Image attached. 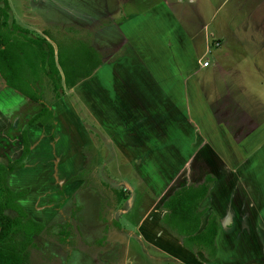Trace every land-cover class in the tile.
I'll return each instance as SVG.
<instances>
[{
    "label": "rangeland",
    "instance_id": "1",
    "mask_svg": "<svg viewBox=\"0 0 264 264\" xmlns=\"http://www.w3.org/2000/svg\"><path fill=\"white\" fill-rule=\"evenodd\" d=\"M9 10V19L32 36L47 32L59 40L80 38L102 58L75 92L50 102V92L44 90V102L56 104V120L64 122L65 133L88 145L79 170L65 176L61 186L53 175L58 162L43 157V167L24 169L18 178L24 186L20 189L27 191L23 210L45 227L33 237L31 264H264V0H10ZM178 28L182 37L196 39L195 52L210 61L202 85L209 80L212 91L220 88L216 83L229 81L232 87H225L229 95L224 98L240 117L235 121L248 122V112L254 125L224 129L232 138L218 136L214 143L224 158L208 165L182 161L191 171L180 176L175 152L184 138L168 133L172 117H164L172 109L168 104L160 111L138 109V100L130 95L140 74L148 89L181 90L182 81L169 83L171 71L187 67L180 64ZM206 37L210 49L205 55ZM224 71L231 75H222ZM37 106L24 103L20 114ZM186 130L198 152L200 130ZM3 134L10 138V132ZM11 136L10 154L0 155L17 159L22 145ZM203 174L215 177L202 207L216 213L221 224L219 263L202 255L187 257L159 224L162 202Z\"/></svg>",
    "mask_w": 264,
    "mask_h": 264
},
{
    "label": "trees",
    "instance_id": "2",
    "mask_svg": "<svg viewBox=\"0 0 264 264\" xmlns=\"http://www.w3.org/2000/svg\"><path fill=\"white\" fill-rule=\"evenodd\" d=\"M9 6L8 0H0V76L7 86L42 106L26 127L47 126L53 132V114L44 102V90H49L50 102L59 100L65 91L89 79L101 66L102 58L80 38L59 40L47 32L32 36L28 29L9 19ZM45 37L55 44L56 50ZM21 134L20 157L7 165L0 163V264H31L33 237L45 228L19 205L26 190L14 192L8 185L10 174L24 167L30 153L27 135L24 131ZM214 181L215 177L206 175L201 182L176 188L162 202L164 214L159 220L184 250L192 255L201 253L209 262L216 259L219 224L216 213L202 204L209 198ZM64 236L66 241L68 236Z\"/></svg>",
    "mask_w": 264,
    "mask_h": 264
},
{
    "label": "crops",
    "instance_id": "3",
    "mask_svg": "<svg viewBox=\"0 0 264 264\" xmlns=\"http://www.w3.org/2000/svg\"><path fill=\"white\" fill-rule=\"evenodd\" d=\"M8 2L10 4V0H8ZM179 31H180L179 28L176 31L177 33L171 29L168 30L170 34L176 33L175 35L176 36L178 35V39L180 41L183 40V44L180 47L181 52H179L182 55L180 64L181 65L187 64L186 65L187 67L184 68L181 67L179 69H175L174 73L171 71L169 76V80L171 82L169 83L173 82L175 86L177 80L182 81L183 84L181 90L179 91V88H177V91H174L173 88L171 89L158 88L154 90L148 89V86L140 83L141 81H143L141 79V76L143 74H140L138 76H135L136 84H138L137 88H134V90L131 91L130 93L131 96L136 97V100H138L137 101L138 109L144 108L143 110H145L146 108L152 107L153 111H160L162 106L166 107L167 104L172 109L171 112H168L164 116L166 118L172 117L171 123L167 125L168 133L174 138H177L176 135L179 136L182 135L181 137L184 138V141L181 140L177 145L178 150L175 152L176 155L175 159L179 161V163L175 167V173H178V176L183 175V173L187 175L191 171V168L189 166L187 167V170H185L184 165L182 167V161L192 162L193 160H197V162L202 161L205 162L204 165L205 164L208 165V162H210V160L213 161L216 158L218 159L224 158L222 155L221 146L214 144L218 136H220V138H225V139L232 138L231 135L225 133L224 129L232 128V127L235 129L252 128L254 126L251 125L248 112L244 114L248 118L249 120L248 122H242L240 120L235 121V119H240V117H238V114H236L233 103H229L228 100H225L224 98L229 95L228 88H225L226 86L229 87L231 86L229 81H224L222 86L216 83L218 86H220V88L218 90H212V91L209 90L207 87L208 83L210 82L209 80H207L206 83L202 85V83L204 82L203 81L204 76L202 75L203 73L202 71H205V69H208L210 67L209 66L210 61L204 59L203 56L202 57L199 56L198 52H195L194 40L196 39L194 38L190 39L188 36L182 37ZM45 38L52 44V46L56 50L55 44L51 42L47 37ZM84 42L85 44L88 45L87 41ZM208 42L209 40L206 37L204 39V46L206 44V46L204 47V51H205L204 54L206 53V51L207 53L209 52L210 48L208 46ZM169 45L170 43L168 44V46ZM91 48L94 51H96L93 47ZM152 59L153 61L156 62L160 59V55L152 56ZM201 59L204 60L201 61ZM203 62H208L209 65L207 68L201 67V64ZM113 67L114 66L112 65V68ZM112 72L113 70L110 71L109 75L106 73V76L110 77L111 75H113ZM221 74L225 76L231 75L226 71L222 72ZM79 85H77L75 88L71 90L72 93L78 90V88L80 87ZM128 91L130 90H127V92H123V94H125V96L129 95ZM65 92L67 93V91ZM140 98H142L143 100ZM28 102L32 103L30 100L17 93L14 89L7 86L4 80L2 79V77L0 76V124L2 122V126H4V127L0 126V154L9 153L10 149L6 148V146H9L11 143L12 140L11 135H14V137L18 136L19 142H21L22 145V134H21L22 131H25V134L27 135V139L30 145V153L24 163V167L21 170L15 172L14 174L12 175L10 174L8 178V185L10 189L14 192H20L24 189V186H22L23 182H20L18 179L19 176H21L24 169L30 170L31 172H37V168L39 167V165L43 167L44 162L39 161L41 160V157H43L42 160L44 161L46 160V162L50 160H53L54 162H58V165L57 166L55 165L56 168L54 169L53 175L57 176L56 183L59 186H61L65 182V176H70V175L74 176L76 174V171L79 170L78 168L81 165L80 161L83 160V152H82L83 147H86V145H88L87 142H85L84 144L80 143L79 145L78 142L73 137L65 133V130L62 127L64 122L61 121L62 122L61 123L59 122V120H56L57 117L55 116V110H54V106L56 104L49 105V109L53 114V123H54V131H55V133L53 132L54 139L52 138L53 134L50 133V129L47 126L34 125L31 127H26V122L42 109V106L40 104L35 103L38 106L34 111H30V114L24 113L25 114L24 116L21 115L19 107H22L24 103L26 104ZM221 102L223 103V105L220 104ZM243 111L245 110L241 109V113ZM26 112L29 113L28 110ZM220 115H222V117ZM21 118H23L22 121H20ZM65 124H67V122ZM186 128H193L194 130H200L201 133L198 134L202 136L201 137L202 139L196 142V144L201 145V148L198 149V152H194L191 146V144H193V139L187 138V136L190 133L187 132ZM4 132L6 133L10 132V138H6L5 135L3 134ZM66 137H68V139ZM2 144H4L5 147L4 146L1 147ZM239 144H243V143H239ZM174 145H176V143ZM188 145H190V147H188ZM127 152L129 154V151ZM16 153H18V151ZM20 155L17 157V159L20 157ZM5 156L6 159L4 158L3 155H0V163L7 165L9 162L16 160V155L15 156L8 155L9 158H7L8 157L7 155ZM202 159L205 161H203ZM202 170L205 172V167ZM186 171H188V173ZM204 177L205 176L203 174V178ZM203 178L192 181L191 183L201 182ZM25 198L19 201V205L21 207H22L21 202L22 203L25 202ZM40 198L41 196H39L37 200ZM34 221L37 222L36 219ZM218 224L220 230L221 224L219 223V221ZM216 245H217V239H216ZM184 254L187 257H191V258H193L196 255H202L201 253H197L196 255H192L190 253L189 254L184 253ZM219 256H220V251L218 247L215 263L216 262L219 263Z\"/></svg>",
    "mask_w": 264,
    "mask_h": 264
},
{
    "label": "built area",
    "instance_id": "4",
    "mask_svg": "<svg viewBox=\"0 0 264 264\" xmlns=\"http://www.w3.org/2000/svg\"><path fill=\"white\" fill-rule=\"evenodd\" d=\"M201 67H202V68H207V67H208V63H207V62L202 63V64H201Z\"/></svg>",
    "mask_w": 264,
    "mask_h": 264
}]
</instances>
